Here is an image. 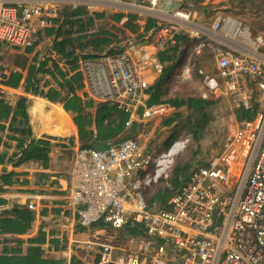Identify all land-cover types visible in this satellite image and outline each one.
I'll return each instance as SVG.
<instances>
[{
    "label": "built area",
    "instance_id": "1",
    "mask_svg": "<svg viewBox=\"0 0 264 264\" xmlns=\"http://www.w3.org/2000/svg\"><path fill=\"white\" fill-rule=\"evenodd\" d=\"M72 0H0V44L31 46L37 33ZM85 4L88 0H76ZM94 6L112 5L151 18L138 41L78 59L82 88L88 99L108 103L137 115L148 94L139 63L156 74L162 51H174L179 35L189 45L175 63L173 73H185L190 58L208 49L218 76L199 69L208 91L223 86L233 103L254 111L244 121L246 150L239 166L222 157L209 158L194 167L173 189L167 205L151 204L147 193L168 183L177 155L189 141L183 133L169 145H149L150 118L140 120L136 135L124 136L105 147L76 145L65 206L72 214V230L65 248H42V255L58 254L60 264H264V35L252 33L230 15L214 12L196 21L190 0H92ZM193 34V36H190ZM151 43L153 56L135 62L128 50ZM140 51L143 50L139 47ZM8 72L0 70V83ZM35 211V201L24 205ZM102 220L104 226H95ZM143 226L130 236L134 248L119 246V238H101L105 226L120 229L127 223ZM98 227L99 229H96ZM95 230V232H94ZM75 255V256H74ZM57 259V258H56Z\"/></svg>",
    "mask_w": 264,
    "mask_h": 264
},
{
    "label": "crops",
    "instance_id": "2",
    "mask_svg": "<svg viewBox=\"0 0 264 264\" xmlns=\"http://www.w3.org/2000/svg\"><path fill=\"white\" fill-rule=\"evenodd\" d=\"M74 1L54 14L52 24L37 33L31 46L15 48L0 44V70L5 69L7 77L10 73L20 74L15 86L5 81L0 83V109L5 112L0 117V178L3 173H12L9 183L3 184L0 179V197L4 199L0 203V215L9 216L13 206L25 207L28 201H35L38 205L32 211L34 219L25 233H0V254L12 253L14 247H19V252L24 253L30 245H38L40 249L41 246L45 249H49V246L57 250L65 248L67 236L72 230V214L65 206V196L75 148L81 143L74 123L76 112L64 109L63 105L70 104V99L77 96L82 113L92 114L91 125L87 128L95 131L94 112L98 103L88 99L82 86L78 87L77 82H71L70 77L74 74L81 77L78 70L80 57L113 51L123 47L128 39L138 41L144 31L146 20L136 12L117 10L112 5L94 6L92 0L85 4ZM194 17L196 19L200 16ZM196 21L199 22L198 19ZM193 40L189 35H179L174 51L171 54L162 51L157 57L164 63V67L166 64L161 57H172L170 60L166 58V61L175 65L185 47ZM114 44L117 47L109 49ZM138 46L143 50L140 51L139 47L128 50L135 62L141 55L155 57L151 43H139ZM196 56L199 60L210 57L213 61L207 48ZM137 65L147 89L158 80L160 73L153 72L148 63L137 62ZM212 75L218 76L216 67ZM28 79L33 83L28 84ZM79 83L82 85L81 81ZM46 94H50L51 98ZM158 98V102L150 104L145 112L130 115L124 131L118 136L106 140L90 137L86 142L94 143L92 147H105L111 141L134 135L129 130L135 125L138 127L142 119L150 118L151 127L155 120L157 125L161 118H170L184 108L190 109L187 105L175 106L171 103V99L190 97H168L163 82ZM89 101H92L91 104L86 105ZM38 138L48 139L51 143L47 159L31 158L18 163L23 148L32 139ZM40 232L44 239L40 243H31L29 238ZM58 254L49 258L58 259ZM41 256L45 257L42 250Z\"/></svg>",
    "mask_w": 264,
    "mask_h": 264
},
{
    "label": "rangeland",
    "instance_id": "3",
    "mask_svg": "<svg viewBox=\"0 0 264 264\" xmlns=\"http://www.w3.org/2000/svg\"><path fill=\"white\" fill-rule=\"evenodd\" d=\"M194 11L199 18L198 21L206 20L214 12L230 15L237 19L241 26L247 28L252 35H264V0H190ZM117 47L113 45L114 49ZM108 51V50H106ZM180 59V57H179ZM167 75L163 80L164 89L170 98H199L204 96L208 101L204 107L178 110L180 116L170 125H165L161 118L156 125V120L149 127L151 138L149 145L154 150L166 147L177 136L186 133L189 141L184 149L177 155L172 170V176L168 183H159L147 193V198L151 199L158 191H163L164 195L170 194L174 189V170L180 167L187 173L195 165L212 157H222L227 160L232 167L239 166L248 142V132L244 127V121L251 118H243L242 113L246 110L233 103L229 92L220 86L216 91L211 92L206 89L202 82V74L199 69L208 74L215 73L214 61L210 57L206 60L192 56L188 71L185 73H173L175 65L167 63ZM172 66V67H171ZM165 117V116H164ZM135 125L129 133L138 131ZM134 134V135H135ZM183 173V172H182ZM176 177L178 182L183 174ZM161 204L160 199H154L151 204ZM104 230L100 234L101 238L114 240L119 238V246L125 249H133L135 241L124 227L113 229L110 226L102 227ZM96 229H99L96 227ZM95 232V230H94Z\"/></svg>",
    "mask_w": 264,
    "mask_h": 264
},
{
    "label": "trees",
    "instance_id": "4",
    "mask_svg": "<svg viewBox=\"0 0 264 264\" xmlns=\"http://www.w3.org/2000/svg\"><path fill=\"white\" fill-rule=\"evenodd\" d=\"M145 28H149L153 25L154 21L151 18L145 19ZM106 41V40H104ZM170 60L172 57H161V60L167 64V59ZM170 58V59H169ZM172 67V66H171ZM168 67L165 65L162 73L160 74L158 80L146 89L148 97L146 99V104L150 105L158 102V97L160 95V86L164 80L165 75H167ZM20 79V74L18 73H10L9 77L5 80V83L11 86L17 85ZM71 82H77L78 87L81 86V77L78 74H74L70 77ZM69 82V81H67ZM28 84L33 83L30 79L27 80ZM28 88V87H27ZM51 90V89H50ZM35 89H33V92ZM50 91H48L49 93ZM47 97H50V94H46ZM175 106L187 105L188 108L196 110L207 103L206 100L201 98H188V99H171L169 100ZM70 104L64 103L63 107L66 110H72L76 112L74 116V123L77 126L78 130V139L81 145L84 146H94V143H87L86 141L92 137L96 140H106L113 137L118 136L125 129V124L130 116V113L126 110L117 108L116 106L110 105L104 102H98L95 107L94 112V126L95 131L87 126L91 125L92 122V114L90 112L82 113L81 102L77 96L72 97L70 99ZM92 101L86 103V105H90ZM256 110V109H255ZM254 111L246 110L242 113L243 118H251L254 115ZM142 107H138L137 114H141ZM2 114L5 115L0 109V117ZM180 116L179 113H176L174 116L167 118L164 120L165 125H170L175 119ZM51 143L48 139L38 138L32 139L26 147L23 148L22 153L19 157L18 163L33 159H47V153L49 151ZM169 145V144H168ZM183 172V173H182ZM189 172V171H188ZM187 173L180 167H176L174 170L175 180H174V189L177 188L180 184L181 179L186 176ZM183 174L180 180L177 182L176 177H179V174ZM12 173H3L1 175V182L9 183L10 176ZM179 175V176H178ZM2 187L0 186V190ZM172 191H170L171 194ZM168 195H164L163 191H158L149 201H153L154 199H160V205H167V201L169 199ZM4 202V199L0 197V203ZM34 219V213L25 207L13 206L10 210V215L1 216L0 215V233H25L31 226V222ZM105 223L100 220L95 226H104ZM124 229L129 234V236H135L142 232L143 226L140 223L129 222L124 226ZM44 239L43 233L40 232L39 235L29 238L31 243H40ZM20 243V241H17ZM21 249L19 247H14L11 249L12 253H2L0 254V264H60V261L55 258L42 257L41 249L38 245H30L24 253H20ZM71 264H80L75 257H73Z\"/></svg>",
    "mask_w": 264,
    "mask_h": 264
}]
</instances>
